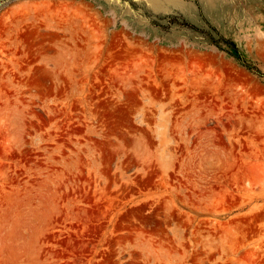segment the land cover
<instances>
[{"label":"rangeland","instance_id":"374dc122","mask_svg":"<svg viewBox=\"0 0 264 264\" xmlns=\"http://www.w3.org/2000/svg\"><path fill=\"white\" fill-rule=\"evenodd\" d=\"M0 264H264V0H0Z\"/></svg>","mask_w":264,"mask_h":264}]
</instances>
